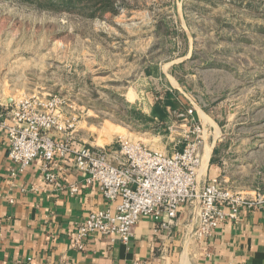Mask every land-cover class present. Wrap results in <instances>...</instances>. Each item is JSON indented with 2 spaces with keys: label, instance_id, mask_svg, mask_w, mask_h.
Returning <instances> with one entry per match:
<instances>
[{
  "label": "rangeland",
  "instance_id": "rangeland-1",
  "mask_svg": "<svg viewBox=\"0 0 264 264\" xmlns=\"http://www.w3.org/2000/svg\"><path fill=\"white\" fill-rule=\"evenodd\" d=\"M165 92L177 107L149 120ZM32 93L61 98L74 140L104 148L125 136L169 153L177 113L196 108L198 177L216 138L221 184L261 188L264 0H0V97Z\"/></svg>",
  "mask_w": 264,
  "mask_h": 264
},
{
  "label": "built area",
  "instance_id": "built-area-1",
  "mask_svg": "<svg viewBox=\"0 0 264 264\" xmlns=\"http://www.w3.org/2000/svg\"><path fill=\"white\" fill-rule=\"evenodd\" d=\"M177 116L184 121L181 148L168 153L120 136L116 147L107 150L74 140L77 116L66 111L56 95L0 99V131L6 137L7 156L20 170L38 161L43 183L60 188L59 173L67 161L81 181L99 187L107 205L77 222L73 240L78 249L92 234L126 243L133 225L145 216L156 221L160 230L169 229L184 205L194 209L190 236L201 240L212 236L222 223L238 221L244 208L264 202L261 192L246 196L222 185L217 176L203 173L196 181L205 153L204 127L191 107ZM68 191L76 194L78 184H69Z\"/></svg>",
  "mask_w": 264,
  "mask_h": 264
},
{
  "label": "crops",
  "instance_id": "crops-1",
  "mask_svg": "<svg viewBox=\"0 0 264 264\" xmlns=\"http://www.w3.org/2000/svg\"><path fill=\"white\" fill-rule=\"evenodd\" d=\"M194 112L203 125L196 108ZM219 141L212 139L204 173L222 181L226 171L218 158ZM59 174L62 187L55 188L43 183L38 161L20 170L8 158L0 131V264H264V202L244 208L238 221L222 223L201 240L190 236L194 209L184 205L169 229L160 230L145 216L133 225L126 243L92 234L78 249L73 240L77 222L107 203L99 187L81 181L67 161ZM71 183L78 184L73 195ZM242 189L249 197L257 191L264 195V183Z\"/></svg>",
  "mask_w": 264,
  "mask_h": 264
},
{
  "label": "trees",
  "instance_id": "trees-1",
  "mask_svg": "<svg viewBox=\"0 0 264 264\" xmlns=\"http://www.w3.org/2000/svg\"><path fill=\"white\" fill-rule=\"evenodd\" d=\"M51 1V0H49ZM76 2V0H53V2ZM146 74H152L149 69L146 70ZM177 107V100L174 99L171 92H165L164 97L161 100L156 101L150 110L149 120L158 119L159 121H165L167 118V111L169 109H175ZM181 148V147H180ZM212 159H210L211 161Z\"/></svg>",
  "mask_w": 264,
  "mask_h": 264
},
{
  "label": "bare ground",
  "instance_id": "bare-ground-1",
  "mask_svg": "<svg viewBox=\"0 0 264 264\" xmlns=\"http://www.w3.org/2000/svg\"><path fill=\"white\" fill-rule=\"evenodd\" d=\"M213 122V121H212ZM210 148V147H209ZM209 153V152H208ZM207 154V153H206ZM202 159H203V157H202ZM199 172V171H198ZM197 179H198V174H197V178H196V181H197Z\"/></svg>",
  "mask_w": 264,
  "mask_h": 264
}]
</instances>
